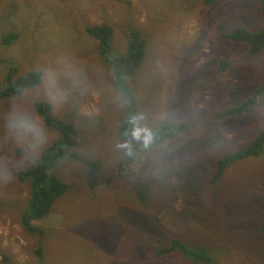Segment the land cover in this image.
Returning <instances> with one entry per match:
<instances>
[{
  "label": "rangeland",
  "instance_id": "374dc122",
  "mask_svg": "<svg viewBox=\"0 0 264 264\" xmlns=\"http://www.w3.org/2000/svg\"><path fill=\"white\" fill-rule=\"evenodd\" d=\"M171 1L175 5L170 0H87L83 7L88 23L94 25L106 20L114 24L116 49L125 48L128 44L125 27L137 25L145 30L149 21L162 20L159 36L158 32L157 37L151 36V46L147 47L144 60L148 64L153 56L162 57L158 58L157 71L164 78V95L160 98L161 105L156 107L152 104L156 96L151 93L156 90L157 82L151 74L145 75L140 71L134 74L145 81L144 85L134 89H138L139 96L143 100L146 98L145 103L151 106L150 111L140 113L143 119L139 124L144 126L152 121L158 124L164 118L191 124L179 130L160 150L147 146L138 161H123L124 188H118V182H115L121 176V157L128 154V148L123 147L117 130L122 124L118 118L123 106L128 107V98L109 88L107 79L113 70L107 63L108 59L103 62L97 60L93 68L99 54L95 50L91 54V50L98 45V40L85 33L88 24L80 20L82 12L73 13L68 21L61 20L68 9L64 5L58 6V0H3L0 3V34L5 38L12 33L19 34L17 39L21 48L33 59L28 60L23 71L29 70L32 65L52 69L56 90L63 97L55 98L47 82L37 88V99L52 103L57 115L62 116L65 100L73 97L78 109L73 117L74 123L81 130L87 124H99L104 129L99 136L91 133L87 136L91 144L85 146L87 152H84L85 156L88 154L87 157L103 163L102 170L97 174L98 185L95 188L89 186L87 180L92 173L81 160H71L68 169L65 165H62L63 169L58 167L56 171L68 183L69 190L60 197L47 217L39 221L38 224L47 228V232L33 234L21 224L31 198V186L17 179L19 170L33 162L26 154L16 153L25 146L29 155L37 154L45 144L38 150L30 149L27 141L17 138L9 130L8 114L13 107L26 111L46 129V143L53 141L56 134L48 130L35 109V94L32 91L0 100V193L7 196V199L0 198V264H39L35 250L40 247L45 249L46 264H129L128 253L135 241L134 249L138 250L139 258L135 256L133 264H169L152 260L150 253L142 250L147 247L153 249V253L158 248H167L166 239L171 238L173 232L187 243L207 246L210 255L215 258L213 264H229V261L233 264H264V233L259 230L264 222V152L231 162L218 185L211 181L219 167V160L224 155L244 149L259 129L264 128V92L257 96V104L248 112L217 118L211 116L222 108L220 113L225 112V109L244 99L241 103L247 102V97L264 89V48L256 54L245 53L246 43L228 41L225 48L232 53L228 54V60L232 62L228 74L222 73L218 64L204 61L211 58L209 47L215 45L217 48L215 41L219 40L220 31H227L233 25L255 31L263 29L264 9L259 0H209L213 1L210 5H204L207 0H182L185 6L195 7L190 13L183 12L176 0ZM39 15L42 18L52 16L49 27L52 31L43 35L45 40L50 41L45 55L33 44L31 36V27L34 30L37 25L32 24ZM233 19L235 22L231 21ZM40 22L44 21L41 19ZM78 23L81 28L77 27ZM27 24L28 30L24 28ZM74 27L87 36L88 41L72 42ZM170 27L177 32L179 48H168ZM201 30H206L201 38V57L196 62L184 64L182 59L193 50L188 39L199 35ZM10 54H18V50L14 47L13 52H0V77L7 73L4 58ZM46 58L51 62H47ZM180 73H185L195 84L200 98L194 102L192 109H184L176 118L171 112L170 98L168 100L165 94L169 91L171 95H176L177 87H173V82ZM139 79L133 82L139 83ZM107 110L109 113L105 118ZM132 169H138L139 175L132 173ZM144 179L146 184H153L152 191L148 189L146 205L149 206L143 211L140 206L139 216L132 219L134 215L129 217L125 211L132 210L131 204L139 203L137 190ZM202 186H207L208 192L218 187L214 199L211 200V195L201 194ZM228 189L235 191L241 206L246 203L250 215L243 213L241 216L236 198L227 194ZM24 190L29 195L27 200H24L27 196ZM165 190H168L167 194H163ZM10 192H15V198H11L13 201H10ZM155 193L164 198L157 202L153 198ZM243 194L251 200L245 201ZM82 196L91 201L85 204ZM210 207L211 212H208ZM72 208L73 212L65 211ZM146 210L156 213L153 223L143 220ZM172 210L183 212L187 218L177 223ZM214 214H218L219 218H215ZM213 218L217 224L211 222ZM237 222L240 227L235 226ZM148 227L154 231L150 232ZM165 227L169 232L164 230ZM53 231L57 233L54 236L51 235ZM233 239L235 246L231 245ZM96 249L101 253L109 250V259L100 257L101 253L96 254ZM174 257L176 264H182L180 254L176 253Z\"/></svg>",
  "mask_w": 264,
  "mask_h": 264
},
{
  "label": "trees",
  "instance_id": "16d2710c",
  "mask_svg": "<svg viewBox=\"0 0 264 264\" xmlns=\"http://www.w3.org/2000/svg\"><path fill=\"white\" fill-rule=\"evenodd\" d=\"M176 1L179 2V7L183 12L192 13L195 9V7L192 5L185 6L182 4V0ZM259 1L261 2V5L264 9V0ZM170 3L173 4L171 0ZM211 3H213V1L207 0L204 5H210ZM173 5H175V3ZM72 15V13H63L61 20L65 19L69 21V18ZM235 19L231 21L235 22ZM80 20L82 21L83 18L81 17ZM77 27L81 28L80 23H78ZM161 29V19H153L149 21L145 30L141 26L137 25L125 27V30L127 31L126 34L128 36V44L125 46V48L117 49L115 48L116 46L114 42L115 26L113 23L105 20L104 22L102 21L98 24H90L85 30V33H87L88 36L98 40V45H94L93 49L91 50V54H94L93 50H95V53L97 52L99 54V57L96 55L97 58L94 60L95 63L93 64V68H95L94 65L96 64L97 60L99 62H103L104 60L108 59L107 63L114 71H112V77L118 80L114 83L116 84L117 88H119L120 91L125 95V97L128 98V107L123 106L121 117L118 118L121 119L122 124L118 126L117 134L120 138V142L123 145H127V152L129 153V151H131V155L127 154L126 156L122 155L121 157L122 163L119 168L121 176H119L118 180L115 182H118V188L125 187L123 180L126 178H124V174L122 173L124 172L122 165L123 161L134 159H137L138 161V158L140 155H142L143 149L145 148L141 141H137L134 138L133 133L135 131V125L132 123V118L141 116L140 113L143 114L146 112V110H151L150 104L145 103L146 98L143 100L138 94V89H134L144 85L145 81L142 80V78L139 79V77L134 74H136L138 71L144 72L145 75L151 74L153 80L157 82L156 90H153L151 93V95L156 96L152 102V104H154L156 107L161 105L160 98L164 95V78H162L163 76H161L157 71L158 58L160 59L162 57H158V55L153 56L152 59L148 61V64L145 63L146 59L144 60L147 47L151 46V36L157 37V32L159 36ZM71 32L72 42L76 43L80 41L82 43L88 41V37L83 36V34L75 27ZM204 32H206V30H201L199 35L189 37V47H191L193 50L186 58L182 59L184 64L187 62H196L200 59L203 51L201 38L204 35ZM44 34H49L47 26L42 28L40 31L31 33V36L33 37V44L39 50L43 47L46 41L43 38ZM73 36L75 38H73ZM167 37L169 38L168 43L170 44V47L168 48H171V46L174 48H179L180 40L177 36L175 28L170 27ZM17 38H19V34L16 33H12L11 35L6 36V38L0 34V52L7 53V50H12L13 52L14 47L18 50V54H10L4 58L7 62V73L2 74L0 77V100L15 95H22L24 92L28 91L30 87L36 86L42 81L43 74L37 66L32 65L30 67L31 70L23 71V67L28 65V60L33 61V59L26 54V51L23 48H21V42ZM218 39L219 42L222 43V50L218 54V67L222 73L228 74L232 66V62L228 60V54L232 53L225 48V44L228 41L241 42L244 44L246 43L247 45H245V48H247L250 53H259L260 50L264 48V27L260 31H255L245 26L233 25V27L227 31H220ZM211 50H215V45L211 46ZM22 55L27 57L26 64H24L22 59H18V57H21ZM155 62L156 66H154ZM148 69H151V71ZM138 79L140 81L139 83L133 82V80L138 81ZM174 81L175 82H173V85L177 87L176 95H171L169 91L165 95L168 100L170 98V102L172 103L171 112L177 118L181 116L180 113L184 109H192L194 102L198 101L200 98V91H195V84L190 81V78L185 73H180L178 78ZM197 89L203 90L200 87ZM262 92H264L263 88L257 90L255 94L251 95L252 97H247L249 99L247 102L241 103L242 101H245V99L239 101L236 103L237 105L233 106L232 108L225 109V112L220 113L223 108L220 109L217 112V117L230 116L236 113L250 111L251 107L257 104V96ZM65 101L67 102H64V106L61 109L63 115L58 116L52 103L49 101L35 99V109L43 118L44 124H46L48 130L55 132L56 138L51 142L45 143V145L42 146L40 153L29 155L28 148L26 149L25 146L17 151L18 153H16V155L23 153L26 154L28 157H31V162H33L25 169H22L21 171L19 170L18 172V177L31 186V198L28 201L26 209L21 218V224L28 232L33 234L38 232L43 233L42 229L34 224L35 220L46 217L55 207V204L58 202L60 197H62L69 190L68 183L62 180L63 177H61L56 171L58 167L61 166L62 168V165H65L68 169L71 160H81L84 163V167H86L92 173V175L90 174L88 176L87 180L89 186L92 188H95L98 185L99 177H97V174L102 170L103 167V163H101L100 160L94 159L92 157L89 158L87 157L88 154L86 156L84 155V152L86 151L85 146L91 144L89 143L90 138L87 136H89L90 133L95 136H99L101 133H103L104 129L100 128L99 124L96 126L93 124H87L83 127V130H81V128L73 121V117L78 111L75 103L73 106H71L73 97H68ZM182 104L184 106H182ZM108 113V110L105 111V118L108 116ZM174 119L175 118H164L162 119V122L158 124L152 121L142 126L150 129L153 134L152 142L148 146H150L152 149L160 150V148H162L176 133H178L179 130L185 129L191 125L188 122H179ZM263 129L264 128L259 129L258 133L261 132L259 136L257 133L253 137V141H251L244 149L237 151V153L224 155L219 160V167L216 169L217 172L214 174L213 178H211V181L213 183L215 182V185H218L221 182L220 179L224 178V172L231 162L243 160L251 156H258L264 152ZM148 155H151V153H148ZM150 167L153 168V166ZM130 171L134 174H138L139 172L138 169H132ZM146 183L147 181L145 179L141 180V185L138 187L137 194L139 197V203L136 205L131 204L133 206L132 210L125 211L129 217L134 215L132 219H136L137 215L139 216V213L141 212L139 211L140 206L142 211L145 209V207L149 206V204L146 205V200L149 190L152 191L151 188L153 184L151 183L150 185L149 183ZM167 191L168 190H165L163 194H167ZM200 191L202 195H211L212 200L214 199V193L218 192V187L215 186L213 187V191L210 190V192H208L207 186H202ZM205 192H207L208 195ZM227 194L230 195L231 198H236L235 202L242 211V217L243 213H246L247 215L251 214L246 210V203H244L242 206L238 203L234 190L231 191L228 189ZM153 198H155L157 202H160L159 199L164 197L161 194L159 195L158 193H155ZM242 198L247 202L251 200V197H247L246 194H243ZM82 199L85 201V204H88V202L91 201L86 196H82ZM208 212H211V207ZM143 213V220L147 223H153V218H157L156 213L153 214L148 210ZM233 213L238 217L236 211H233ZM92 214H95L94 211H92ZM172 215L175 218L174 221L177 223H181L185 218H187V215L183 212H177L174 210H172ZM214 217L219 218V215L214 214ZM211 222L213 224H217L214 218L211 219ZM235 226L240 227V223H235ZM148 228L150 232L154 231L153 228ZM164 230L169 232L168 228L166 227ZM259 230L261 232L263 231L262 233H264V222L260 225ZM55 233L56 231H53L51 232V235L54 236ZM171 235V238L168 237L166 239V246H168L167 248H161L160 250L158 248V250L156 249L153 253H151L153 249L150 250L146 247L145 250L142 251H144L146 254L150 253L152 260L157 259L169 264H176L174 259V255L176 253L183 257L182 264H213L215 262V258L210 255L208 247L204 244H191V242L187 243V241H185L183 238L177 237L176 232L171 233ZM101 243L103 244L102 241ZM134 247H136V242L131 248L130 253H128V256L131 260L130 262H133L135 260L134 257L138 256V250L134 249ZM95 253L100 254L101 252L99 249H96ZM109 254L110 251L107 250L102 252L100 257L109 259ZM37 255L40 259L39 264H46L45 249L41 247L38 248ZM170 259L173 261L170 262ZM180 260L182 259H179V261ZM14 263L16 264L18 262ZM228 263L233 264L231 261Z\"/></svg>",
  "mask_w": 264,
  "mask_h": 264
},
{
  "label": "clouds",
  "instance_id": "9594fccd",
  "mask_svg": "<svg viewBox=\"0 0 264 264\" xmlns=\"http://www.w3.org/2000/svg\"><path fill=\"white\" fill-rule=\"evenodd\" d=\"M58 1H59V2H57L58 6L64 5L65 8L68 9V11H66V13H72V14L74 13L75 14V13L81 11L82 12V18H83L82 22L84 24H88V25L92 24V23H88L87 22V20L84 17V14H83V7H84V4L87 2V0H58ZM1 2H3V0H1L0 3ZM50 14H51V12H50ZM41 19L44 21L43 23L40 22ZM51 20H52V16H47L45 18H42L39 15L34 20V22L32 24V26H34L36 24L37 25L34 28V30L31 27V33L40 31L42 28H44L46 26L48 27V32L51 33L52 30L51 31L49 30V27L51 25L50 24ZM74 21H77V20L75 19ZM72 24L74 25V22H72ZM24 28L26 30H28L29 29V25L28 24L24 25ZM85 30H86V28H85ZM49 43H50L49 40L45 41L43 47L40 49L42 54L45 55L44 52L46 51L47 46L49 45ZM215 44L217 46V48H215V50H211V47H209L211 58L210 59L209 58L204 59L205 62H214V63L218 64V61H219L218 53L220 52V49H222V43H220L219 40H218V41H215ZM245 51L248 52L247 48H245ZM21 59L24 61V64H26L27 57L25 55H22ZM46 61L47 62H51L48 58H46ZM39 69L41 70V72L43 74L42 81L38 85L30 87V89L28 91L24 92V93L32 91L35 94L34 95L35 96L34 99H37L38 98V94L36 93L37 88H39L41 86H44L47 82H49V87H50V89L53 90V92L55 94V98L63 99V97L56 90L55 79H54V77L51 76L52 75V69H50V68L49 69H41V68H39ZM29 70H31V69H29ZM29 70H27V71H29ZM114 80L115 79L112 77V71H111L110 77L107 79V84L109 85V88L116 89L117 91H119L121 93L122 96H125L120 91V89L117 88L116 84L114 83L115 82ZM75 102H76V100L73 99V101L71 102V106H73V104ZM217 115L218 114H217V111H216V113L212 114L211 116L217 118ZM142 119H143L142 116H136V117L132 118V123L135 125V131H134L133 135H134V138L137 141H141L143 146L147 147L152 142L153 134H152V131L150 129H148L146 127H142L139 124V121L142 120ZM8 127H9V130L11 131V133L14 136H16L19 139L27 141L28 147L30 149L34 150V151L38 150L47 141V131H46V129L43 126H41L38 121H36L34 118H32L22 108L13 107L11 109V111L8 114ZM123 147H127V145H123ZM164 148H166V147H164ZM128 154L131 155V151H129ZM27 166H29V165H27ZM17 179L21 183L28 184L27 182H25L24 180H21L18 177V173H17ZM24 192L27 195L26 199H24V200H27V197L29 196L28 192H27V190H24ZM10 196H11L10 197V201H13V200H11V198H15V196H12V195H10ZM0 198L1 199H7V196H6L5 193H0ZM2 201H5V200H2ZM1 203L2 202H0V204ZM5 203H6V201H5ZM65 211L66 212H73L74 210L72 208L71 211H68V210H65ZM46 217H44V218H46ZM44 218L35 220L34 224L36 226L40 227L42 229L43 233H46V229L43 226L38 224L39 221L43 220ZM135 242H134V244H135ZM231 245L235 246L234 239L231 241ZM36 251H38V249H36L35 252ZM37 258L39 259V257H37ZM138 258H139V256H138ZM134 262H135V260L133 262H130L129 264H133Z\"/></svg>",
  "mask_w": 264,
  "mask_h": 264
},
{
  "label": "water",
  "instance_id": "95a60500",
  "mask_svg": "<svg viewBox=\"0 0 264 264\" xmlns=\"http://www.w3.org/2000/svg\"><path fill=\"white\" fill-rule=\"evenodd\" d=\"M10 195L15 196V193L14 192H10Z\"/></svg>",
  "mask_w": 264,
  "mask_h": 264
},
{
  "label": "bare ground",
  "instance_id": "6f19581e",
  "mask_svg": "<svg viewBox=\"0 0 264 264\" xmlns=\"http://www.w3.org/2000/svg\"><path fill=\"white\" fill-rule=\"evenodd\" d=\"M173 87H175V86H173Z\"/></svg>",
  "mask_w": 264,
  "mask_h": 264
}]
</instances>
